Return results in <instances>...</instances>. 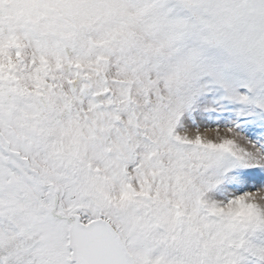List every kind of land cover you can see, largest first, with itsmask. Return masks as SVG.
<instances>
[{
  "label": "snow or ice",
  "instance_id": "snow-or-ice-1",
  "mask_svg": "<svg viewBox=\"0 0 264 264\" xmlns=\"http://www.w3.org/2000/svg\"><path fill=\"white\" fill-rule=\"evenodd\" d=\"M0 264H264V0H0Z\"/></svg>",
  "mask_w": 264,
  "mask_h": 264
}]
</instances>
